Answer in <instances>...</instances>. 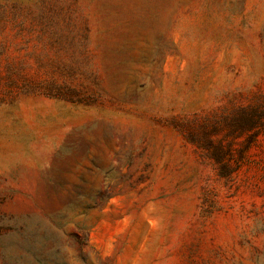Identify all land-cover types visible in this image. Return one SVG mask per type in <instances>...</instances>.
Here are the masks:
<instances>
[{
	"label": "rangeland",
	"instance_id": "rangeland-1",
	"mask_svg": "<svg viewBox=\"0 0 264 264\" xmlns=\"http://www.w3.org/2000/svg\"><path fill=\"white\" fill-rule=\"evenodd\" d=\"M262 96L264 0H0V264H264V134L184 131Z\"/></svg>",
	"mask_w": 264,
	"mask_h": 264
},
{
	"label": "trees",
	"instance_id": "trees-1",
	"mask_svg": "<svg viewBox=\"0 0 264 264\" xmlns=\"http://www.w3.org/2000/svg\"><path fill=\"white\" fill-rule=\"evenodd\" d=\"M184 131L213 162L218 175L231 180L248 158L250 146L264 134V96L236 107L221 118L206 119L195 126L187 124ZM238 137L245 144L237 150L231 139Z\"/></svg>",
	"mask_w": 264,
	"mask_h": 264
}]
</instances>
